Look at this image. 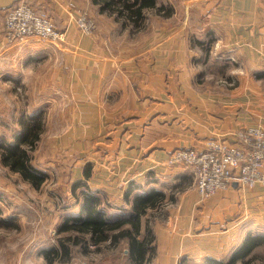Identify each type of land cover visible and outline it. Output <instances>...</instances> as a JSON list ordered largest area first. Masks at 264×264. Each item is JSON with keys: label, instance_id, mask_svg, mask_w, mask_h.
Listing matches in <instances>:
<instances>
[{"label": "crops", "instance_id": "obj_1", "mask_svg": "<svg viewBox=\"0 0 264 264\" xmlns=\"http://www.w3.org/2000/svg\"><path fill=\"white\" fill-rule=\"evenodd\" d=\"M21 3L47 13L55 27L65 33V40L51 43L7 39L4 13ZM204 3L183 4L184 9L195 11L196 19L190 18L189 23L197 33H186L182 25L172 30L158 27L155 22L150 31L151 21L149 31L127 42L130 27H122L113 16L99 13L91 0H0V108L11 103L12 115L10 132L0 125V135L6 131L10 138L19 128L14 131L18 116L13 112L18 113V108L14 111L13 103L15 99L18 105L19 88L26 89L30 73L31 93L34 95L33 86H38L37 94L41 95L37 105L56 106L67 100L72 108L68 117L80 138L77 140L95 148L92 159L85 163L91 165V189L100 194L105 191L115 208H120L113 210L123 209L125 214L130 211L124 198L129 185L133 194L145 185L144 190L164 192L165 202L170 200L171 205L176 199L177 208L168 210L166 221L161 219L165 225L154 234V254L147 264H207L208 259L228 264L246 236H264V212L248 208L249 204L257 208L264 205L263 183L244 190L235 188L238 193L235 189L216 193L199 210L197 197L190 192L180 198L185 201L180 213L177 200L184 191L180 193L183 188L178 182L184 170L165 163L175 148L199 147L209 138L232 140V133L238 129L264 127V0ZM170 5L175 9L174 4ZM84 7L93 9L97 19L101 18L91 35L80 34L76 27L74 17ZM149 13L156 16V21L159 15ZM105 16L109 27L101 23ZM197 26L206 32H198ZM206 35L214 39L209 53L201 43ZM199 61L204 69L220 63L218 70L225 75L223 79H234L235 83L223 85L221 79L217 81L218 77L210 74L213 81L203 91H195L191 79L200 70ZM54 92L64 95L65 100ZM85 165L81 166L79 178H83ZM147 175H153V179ZM171 184L174 187L168 189L169 194ZM151 211L154 210H149L148 216ZM214 218L219 226L204 228L217 223L211 222ZM121 242L128 262L133 264L127 242ZM53 243H32L27 264H47L43 252ZM68 246L69 258L58 264H70L76 259L73 248L79 247ZM92 253L78 252L84 258ZM234 264H264V242Z\"/></svg>", "mask_w": 264, "mask_h": 264}, {"label": "rangeland", "instance_id": "obj_2", "mask_svg": "<svg viewBox=\"0 0 264 264\" xmlns=\"http://www.w3.org/2000/svg\"><path fill=\"white\" fill-rule=\"evenodd\" d=\"M159 1L165 2L166 4H174L173 6L175 7V9L173 14L170 15L169 17H163L159 15L157 20L155 21L156 16L148 12L147 20H145L143 26L140 29H133V30L130 29L131 37L130 36L129 38L126 37L127 42L128 39H134V40L137 39L138 38L137 35L140 32L145 33L149 31V28L152 23L153 25L150 31L154 30L153 27L155 24L158 27L163 26L167 29L170 28L171 30L174 29L175 27L182 25L186 33L191 32L193 29H195L194 25H192V23H189V21H191L190 18L192 20L196 19V17L194 16L195 11L194 10L188 11V9L187 10L184 9L183 4H194V3L203 4L204 0H198L197 2L193 0H159ZM83 12H85L88 16H90L91 19L94 20L95 30L90 33H82L78 29L77 25L76 27L80 32V34L91 35L93 34V32L97 30V26H98L97 22L101 18L97 19L94 10L88 7H86V9L84 7V9L79 12V14ZM5 14L6 12L4 13V16ZM77 16H75L74 18H76ZM198 18H200L202 23L203 18L201 16H199ZM101 23H103L105 27H109L110 25V21L107 16L102 17ZM197 31L198 32L200 31L202 33L206 32V30H204V27L202 26H197ZM191 33H197V32L192 31ZM202 38L203 39H201L202 40L201 43L204 44V49L207 50L206 51L207 53L209 50L213 49L210 47L214 44V39L207 35ZM26 44L28 45V43ZM217 48L214 49L215 52ZM213 55L218 57L220 56L216 54ZM198 65L200 66V70H196V73L193 74L191 79L192 81L191 85L194 87L195 91L196 90L200 92L203 91L205 85H207L209 81H213L211 75L213 76V78L218 77L217 81L221 79L220 83H222L223 85H230L231 83H235L234 79H227V80L223 79L225 75L221 73L220 70H218L219 66L221 65L220 63L219 66L215 65V67L213 65L212 66L208 65L205 69L202 61H199ZM39 71L40 70H38V72ZM35 77L36 75H34V79ZM34 79L33 82H35ZM28 80L30 82L28 86H26V89L24 88L22 89L21 87L19 88L20 94L18 97L19 98L18 105H15L17 101L14 99L15 102L13 103L14 111H16V109L18 108V113L13 112L14 113L13 116H18V122L16 124V128L14 129V131L17 129V127H19L18 123L21 117L26 119L32 114L41 113V116L44 119V129L40 135V140L37 142V146L35 150L31 152V155H32V163L36 167L47 172L49 178L43 184L42 187L36 190L32 188L29 184L23 182L17 173L10 172L6 167H3L0 164V218H5L7 221L6 225L0 226V264H27L29 262V258H31V244L32 243H35V245L41 244L42 246V243L44 244L45 243L49 244V242L52 243L55 239V235H56L55 232L57 231V228L61 223V221L63 220V218L65 217V215L78 213V209H79L77 204L78 201L75 195L71 193L70 185L73 180L75 181L77 178L81 177V172H80L82 168L81 166L85 165L86 160H90V158L92 159V155L94 154L93 150H95L92 144H87L85 142L80 143L77 140L79 137L75 135L76 132H74L72 128L73 121L70 120L71 119L70 116L68 117L72 108L71 105L68 104V101L65 100V98L63 97L64 95H62L61 93L58 94H56L55 92L53 93V95H55L56 97L61 96L63 100H65L61 104L59 103L56 106H50L44 104L37 105L36 103L41 102L39 101L40 99H37L38 97H41V95L37 94L39 87L33 86L34 87V95H33L31 93V73L29 74ZM10 109H11V103L9 104V107L2 106L0 108V125H2V127L4 128L7 127L8 132H10V128H12L11 126L12 120L10 119L12 115ZM5 132L6 131H4L3 134L8 139V136L5 134ZM91 142L92 141H89V143ZM175 166L176 167L182 166L181 168H183L184 170L183 171L184 176L178 182L179 183L178 186L183 188V190H181L180 193L184 191L183 195L181 194L177 200L180 201V205H181L179 208L180 213H182L185 208L184 207L185 201L180 200V198L182 196L184 197L185 194L187 195L190 192L195 193L197 197L196 209L197 210L201 209L203 203L212 197L200 199L198 194L196 193V190L194 189L195 188V186L193 185L194 177L192 173L189 171V169L184 165H174V167ZM152 176L147 175V177L150 178ZM150 178L147 179L150 180ZM86 182L91 188V186L93 185V180L90 178V180H86ZM141 187L142 188L139 190H144L143 188H146L145 185ZM172 187H174L172 186V184L169 185L167 190ZM188 187H190L189 190H187ZM232 189H235V187H230L226 190L218 191L217 193H223L226 192L227 190H232ZM236 189L234 191H237V193L238 190H244V188L238 190ZM168 193L170 194L171 190H168ZM101 196L106 201L103 203L104 204L103 206L108 217L117 218L125 214L123 209H121L120 211L113 210L120 208H115V204L111 202L109 197H107L105 191L101 190ZM183 197L181 199H183ZM119 200L120 199H118V201ZM170 202L171 201L168 200L167 202H165L163 208L161 207L159 210L157 209L151 211V214L149 215V221H150V226H152V230L154 234L155 232L160 230L158 229L159 227L165 225L161 223H165L167 219L165 218V216L168 215V210L173 207L177 208L176 206H174L177 203L176 199H174L172 205ZM248 208L253 212L257 210L264 212V205H260L257 208V207H251V205L249 204ZM220 215L224 216V214H220ZM161 219L165 221L163 220L161 221ZM143 220L145 221V217L143 218ZM158 220H160L161 222H158ZM178 220L179 222H181L180 219ZM212 220L213 221L211 222H217V223L207 224L205 225L204 228L210 229L211 227H215L216 224L219 226L218 220L216 221L215 218ZM182 229L183 228L181 227L180 229L181 232ZM155 245H156V240H155ZM124 246H125L124 243L120 241V243L116 248H109L105 246L102 248L100 253L94 252L89 257L86 258L78 254L79 249L73 248V255L76 257V259L74 260V262L70 264H130L126 258V254L124 252Z\"/></svg>", "mask_w": 264, "mask_h": 264}, {"label": "trees", "instance_id": "obj_3", "mask_svg": "<svg viewBox=\"0 0 264 264\" xmlns=\"http://www.w3.org/2000/svg\"><path fill=\"white\" fill-rule=\"evenodd\" d=\"M97 5L99 13L113 16L121 26L131 30L140 29L148 12L169 17L174 9L170 4L157 3V0H91ZM19 130L10 139L0 136V164L10 172L17 173L21 180L38 190L49 178L44 170L32 163L31 152L35 150L44 129L41 113L19 119ZM91 165L83 169V178L76 179L70 186L77 198L78 213L65 215L55 232L54 243L43 252L47 264L53 261L65 262L69 258V244L78 246L84 254L99 252L105 246L116 247L120 241L127 242L128 257L133 264H147L154 254V233L149 225V210H157L165 202L166 195L161 190H148L132 193L131 185L124 194L130 211L123 216L110 218L104 210L106 202L98 191H93L86 180L90 178ZM138 188V187H137ZM145 217V221L142 219ZM0 218V226L6 225ZM264 242V236L248 235L235 251L228 264L237 258H244L255 246ZM207 264H221L208 259Z\"/></svg>", "mask_w": 264, "mask_h": 264}, {"label": "built area", "instance_id": "obj_4", "mask_svg": "<svg viewBox=\"0 0 264 264\" xmlns=\"http://www.w3.org/2000/svg\"><path fill=\"white\" fill-rule=\"evenodd\" d=\"M75 21L82 33L95 30L94 20L85 12ZM4 28L6 38L11 41L34 39L55 43L65 39V33L55 27L47 13L26 3L6 10ZM232 136L233 140L209 138L199 147H178L169 153L165 163L189 169L200 199L233 186L245 189L264 184V127L242 128Z\"/></svg>", "mask_w": 264, "mask_h": 264}]
</instances>
